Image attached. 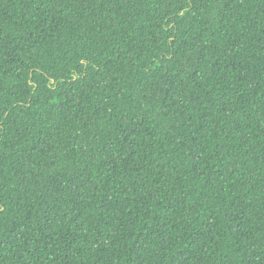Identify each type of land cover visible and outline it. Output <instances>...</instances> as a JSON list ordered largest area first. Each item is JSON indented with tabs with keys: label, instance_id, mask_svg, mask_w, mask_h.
<instances>
[{
	"label": "trees",
	"instance_id": "obj_1",
	"mask_svg": "<svg viewBox=\"0 0 264 264\" xmlns=\"http://www.w3.org/2000/svg\"><path fill=\"white\" fill-rule=\"evenodd\" d=\"M0 264H264V0H0Z\"/></svg>",
	"mask_w": 264,
	"mask_h": 264
}]
</instances>
